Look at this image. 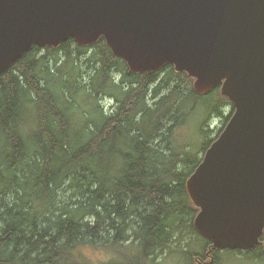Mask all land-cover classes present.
Returning <instances> with one entry per match:
<instances>
[{"label":"trees","instance_id":"16d2710c","mask_svg":"<svg viewBox=\"0 0 264 264\" xmlns=\"http://www.w3.org/2000/svg\"><path fill=\"white\" fill-rule=\"evenodd\" d=\"M193 79L170 63L132 72L104 37L36 45L2 73L0 264H89L86 246L111 253L103 264H164L176 251L178 264H220L186 182L234 107L225 116L220 86L200 94ZM207 101L201 146L181 145L176 130ZM214 112L224 121L211 137ZM263 246L264 234L253 250L225 251L264 261Z\"/></svg>","mask_w":264,"mask_h":264},{"label":"water","instance_id":"95a60500","mask_svg":"<svg viewBox=\"0 0 264 264\" xmlns=\"http://www.w3.org/2000/svg\"><path fill=\"white\" fill-rule=\"evenodd\" d=\"M104 37L135 73L170 63L234 112L186 182L196 231L217 250L264 234V0H0V75L34 46Z\"/></svg>","mask_w":264,"mask_h":264},{"label":"rangeland","instance_id":"374dc122","mask_svg":"<svg viewBox=\"0 0 264 264\" xmlns=\"http://www.w3.org/2000/svg\"><path fill=\"white\" fill-rule=\"evenodd\" d=\"M192 84L194 86V79L192 81ZM114 103L115 102L112 97H102L101 105L104 107V110H112L114 107ZM191 104L192 103H189L188 106H190ZM86 107L87 105L85 103H82L81 108L77 111V115L84 118L85 115L83 114V110H86ZM232 109L233 105H230L228 107L223 108L222 113H225L226 116L232 111ZM208 111V101L200 103L194 114L188 120V122L176 130L175 134H177V140L181 145L189 143L195 145L196 147L201 146L202 139L200 137L199 132L201 129V124L206 118ZM214 113L215 114H212L208 119L205 120V123L207 125L206 129L214 131V133H211V137H214L219 131V129L222 128L224 121L221 115L217 114V112ZM155 142L161 144V139H158ZM65 193L66 192L64 188H62L60 190V194L63 195ZM262 249L264 250V246L262 247ZM82 251L85 255L84 258L86 262H88L89 264H103L106 261H109L112 257L111 253L102 247L86 246L82 249ZM223 252V259L220 264H264V261L260 259L257 260L256 258H247L245 255H241L238 253L230 254L225 250ZM182 259V254L179 251H176L172 256L169 257V259L164 264H178L182 262ZM195 263L198 264V262Z\"/></svg>","mask_w":264,"mask_h":264}]
</instances>
